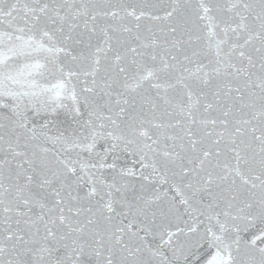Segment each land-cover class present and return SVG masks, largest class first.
Masks as SVG:
<instances>
[{
  "label": "snow or ice",
  "instance_id": "6c2138e0",
  "mask_svg": "<svg viewBox=\"0 0 264 264\" xmlns=\"http://www.w3.org/2000/svg\"><path fill=\"white\" fill-rule=\"evenodd\" d=\"M0 264H264V0H0Z\"/></svg>",
  "mask_w": 264,
  "mask_h": 264
}]
</instances>
